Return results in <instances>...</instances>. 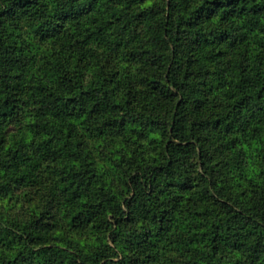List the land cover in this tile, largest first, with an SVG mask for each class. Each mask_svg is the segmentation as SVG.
<instances>
[{
	"label": "trees",
	"instance_id": "trees-1",
	"mask_svg": "<svg viewBox=\"0 0 264 264\" xmlns=\"http://www.w3.org/2000/svg\"><path fill=\"white\" fill-rule=\"evenodd\" d=\"M0 264H264V0H0Z\"/></svg>",
	"mask_w": 264,
	"mask_h": 264
},
{
	"label": "rangeland",
	"instance_id": "rangeland-1",
	"mask_svg": "<svg viewBox=\"0 0 264 264\" xmlns=\"http://www.w3.org/2000/svg\"><path fill=\"white\" fill-rule=\"evenodd\" d=\"M12 127H16L15 125H12Z\"/></svg>",
	"mask_w": 264,
	"mask_h": 264
}]
</instances>
